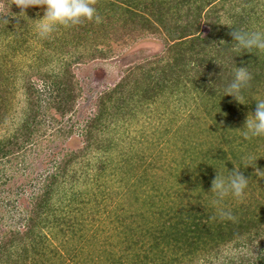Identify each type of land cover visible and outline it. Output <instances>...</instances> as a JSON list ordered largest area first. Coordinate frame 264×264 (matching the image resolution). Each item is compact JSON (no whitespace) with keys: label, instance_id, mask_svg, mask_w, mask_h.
Here are the masks:
<instances>
[{"label":"trees","instance_id":"trees-1","mask_svg":"<svg viewBox=\"0 0 264 264\" xmlns=\"http://www.w3.org/2000/svg\"><path fill=\"white\" fill-rule=\"evenodd\" d=\"M90 2L100 22L62 25L59 38V25L46 38L36 33L48 54L41 58L44 64L39 63L37 73L53 83L49 106L57 114L66 117L74 112L81 95L74 65L107 59L113 43L128 44L129 38L155 33L165 39L166 51L155 60L131 65L115 87L102 93L97 114L86 125L84 146L59 159L32 192L19 179V172L28 164L29 149L42 141L44 91L25 78L27 105L24 116L17 119L13 94L19 90L14 82L20 71L7 61L0 63V192L8 186L11 195L0 198V207H11L15 215L19 188L28 201L27 206L21 203L19 220L2 236L0 264H63V258L68 259L64 264H264V171L256 172V168L264 170V137L245 140L240 129L248 114L255 112V99H264V52H233L230 34L233 27L264 30V0ZM11 3L23 14L15 0ZM32 8L23 10L26 23L19 20L20 26L24 23V32H17L22 36L25 26L35 21ZM10 17L6 19L11 21ZM253 17L258 19L255 24ZM227 20L232 24L228 28L222 24ZM8 29L2 18L0 39L9 36ZM1 56V62L10 59L8 54ZM56 60L58 67L51 65ZM154 61L158 65L150 67ZM236 67H248L253 74L244 90L248 103L223 96ZM183 80L191 82L195 115L181 117L177 106L171 109L168 128L159 138L160 142L175 139L171 151L163 149L157 155L152 146H145L142 135L134 144L126 137L117 138L145 108L158 101L171 108L176 96L187 92L181 89ZM95 131L100 132L95 140L103 154L94 174L106 177L104 181L117 174L120 178L115 186L98 182L94 192L88 191L94 197L87 201L84 190L93 165L79 163L93 148ZM245 155L256 158L255 165L243 167ZM234 164L249 178L247 195L216 203L209 192L212 180L218 171L227 177ZM112 166H117L113 173L109 172ZM217 208L230 210L235 219L221 218ZM55 242L59 243L53 248ZM95 245L100 250L97 255L91 251ZM88 246L87 261H80L78 253Z\"/></svg>","mask_w":264,"mask_h":264},{"label":"rangeland","instance_id":"rangeland-1","mask_svg":"<svg viewBox=\"0 0 264 264\" xmlns=\"http://www.w3.org/2000/svg\"><path fill=\"white\" fill-rule=\"evenodd\" d=\"M11 1L12 0H0V20L4 16H12L10 17L11 21H9V36L4 40L2 38L0 39V63H4L7 61V64L10 65L13 70L15 69L17 71H20L19 77L15 79L16 82H14L16 87L19 88V90H16L14 94L12 93L13 96H16L15 102L17 104V108L14 114L17 115V119L22 118L24 116V110L26 109L27 105L25 89L23 87V84L26 81L25 78L30 77L36 88L39 91H44V95H41L43 100L42 104L44 105L43 109L41 110V112L43 113L41 119H45L46 121L45 124L42 125V141L41 143H39V145H35L32 150L29 149L27 155L28 164L25 169L19 172V179L22 178V180L27 183L25 184V187L28 189V192H32L35 191L34 187L36 188L39 182H42V180H44L48 175L53 172L57 164L56 162L59 159H62L65 154H68L69 152L79 151L80 148L84 146L87 140L86 125L88 124L89 120L91 118H94V116L97 114V101L98 98L102 95V93L106 90H110L115 87L116 84L121 80V78L126 74V70L131 65L146 63L148 59L151 58L155 60V58H157L159 55H162L166 51V43L165 39L158 33L149 34L147 36L137 38L136 40L135 37H133L127 40L128 44H126L124 41L119 44L113 43L111 47V56L107 59L102 58L99 60L89 61L88 63H80L79 65H74L73 71L76 74L78 88L81 95L77 100L75 111L70 113L66 117H62L61 115L57 114L56 110L53 107L49 106L51 100V95L49 93L53 87L52 81L47 80L45 78H40L39 73H37V66H40V64H44L41 63V58H44V56L48 54L45 53L47 47H42L43 42H41L37 37V32L35 30L36 21L32 20V23L30 24L29 28L25 26V28H27V32L25 33V35L22 36L18 34L17 32H24L21 27H23L24 23H26L25 18L28 16L20 14V12L16 10L14 4H12ZM44 10L45 9L43 6H33L32 13H36V18L34 17L35 15L30 17L39 19L44 15ZM212 10H214V8ZM192 14V16H194L193 12ZM19 20H21L20 22L24 21V23H22V26L19 25ZM251 20L252 24H255L256 21H258L256 17H253ZM223 21H226V17L223 18ZM227 23H230V21ZM61 26L62 25H59L57 28L59 30L57 33H60L57 38H59L63 33L60 29ZM225 27L228 28L230 26ZM205 30L207 31L208 29L205 28ZM16 33L18 34V36H16ZM6 36L7 35H5V37ZM25 39L26 43L23 42ZM67 39L68 38H66V40ZM9 42L12 43L14 47L11 46L10 48L9 46H7ZM68 52H65V54H69ZM7 54L9 55L10 59L6 57L1 62V60L4 58L1 55ZM62 55H64V53ZM49 58H51V56H49ZM158 63L159 62L154 61L153 64L150 65V67L158 65ZM51 65H55L56 67H58L57 65L60 64H58V61L56 60ZM43 71L44 70H42V72ZM190 86L192 85L189 80H183L181 83V89H186L187 92L183 93V95L176 96L178 101L173 100L171 108H169L166 104L163 105L159 101L151 105V107L145 108L143 111L139 112L138 115L135 117L133 123L134 125L132 124L129 129H125L124 133H121L122 129L118 131L121 134H119L117 138L120 139L121 137H126L128 138V140H131L132 144H134L137 139H140V135H142L143 142H146L145 146H148L147 144L152 146L151 150L156 152L157 155H159L161 153V150L163 149H165L167 152L169 150L171 151V149L174 147L173 145L175 144V139L167 138L166 142H160L159 138L165 133V129L168 128V117L173 114L171 109L177 106L176 110L177 108L179 109V113H181L182 115H180L181 117L187 118L191 115H195L193 113V111H195V104L193 102L194 96L191 92ZM181 96L182 98H184L183 100H180ZM185 101H187L188 103H185ZM202 111L203 110L201 109V113ZM55 115L56 120L54 122H51L52 117H54ZM116 126H120V124ZM116 126L114 128L115 130H117ZM178 126L179 125L176 124L175 128ZM59 129L62 130V132L56 134ZM115 130H112L114 134H116ZM99 131H95V136L92 138V142L95 143L92 146L93 148L88 151L86 156L81 158V162L79 163V165L83 167H89L93 165V169L90 168L89 170V173H91V175L88 178V184L85 185L88 189L85 188L84 190V193L86 195L85 198L87 199V201L91 200L90 197H94L93 195L89 194L88 191L94 192L93 187L99 185L98 182L103 181V185H105V183H109L110 185L114 184L115 186V179L120 178V176L116 173L117 175L109 177L111 178L110 181H104L105 179H107L106 177L94 174L96 166L98 165V161L103 154L102 150L97 149L98 146L95 140V138H98L100 134ZM69 132H71L72 134H69ZM108 134L110 133L108 132L106 135ZM151 152L149 151L148 155ZM141 164L142 163L139 162L137 163L138 166ZM116 167L117 166H112V168H109V172L113 173ZM32 183H35L33 187H31ZM18 188L19 186L16 185L15 189ZM7 189L8 186L1 188V190H6V192L1 191L0 198H3L5 196L7 197L10 195V192L9 190L7 191ZM73 189L76 190V188ZM113 189L114 188H112V190ZM16 192L19 193L20 201L16 209H14L15 215L11 214V207H0V243L2 236L5 231L8 230L9 225L15 224V222L19 220L21 216L20 211L21 208H23V205L21 203L23 202V204L27 206L28 201L25 199L23 200V198L21 197L23 195L21 194V189L19 188L18 190H16ZM81 193H83V191ZM4 203H6V200L4 201ZM58 243L59 242H55L51 246L55 248V244ZM89 248L90 246L87 247L84 253H78L80 261H87ZM91 251L93 255H97L100 253V250L98 249L97 245L93 246V249H91ZM63 261L64 264L65 261H68V259L63 258ZM70 264L79 263L76 261H72V263Z\"/></svg>","mask_w":264,"mask_h":264},{"label":"clouds","instance_id":"clouds-1","mask_svg":"<svg viewBox=\"0 0 264 264\" xmlns=\"http://www.w3.org/2000/svg\"><path fill=\"white\" fill-rule=\"evenodd\" d=\"M15 4L22 10L32 6H43L44 15L35 19V30L41 38L48 37L58 25L65 27L77 25L82 20L95 19L100 22L96 8L90 0H15ZM3 17L6 23L9 21ZM232 26L230 23H222ZM233 37V52L239 54L243 52H264V30L235 28L230 33ZM218 64H221L217 62ZM253 79V74L248 67H236L231 82L226 86L224 95H231L240 103H248L244 97V90L248 88ZM222 96V97H223ZM256 109L254 113H249L244 127L240 128L245 140L264 137V99H255ZM243 167L255 165L256 158L251 155L241 157ZM235 165V164H234ZM241 167L230 170V174L225 177L218 171L212 180L210 193L216 198V203L225 197L232 196L236 199H243L247 195L249 178L240 171ZM264 171L256 168V172ZM217 213L221 218L235 219L230 210L217 208Z\"/></svg>","mask_w":264,"mask_h":264}]
</instances>
